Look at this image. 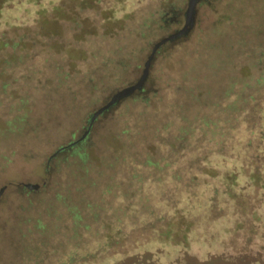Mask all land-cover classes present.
<instances>
[{
	"label": "rangeland",
	"instance_id": "obj_1",
	"mask_svg": "<svg viewBox=\"0 0 264 264\" xmlns=\"http://www.w3.org/2000/svg\"><path fill=\"white\" fill-rule=\"evenodd\" d=\"M60 2L13 0L0 12V39L26 35L12 49L14 59L5 57L10 44L0 47V223L40 220L48 229L24 240L39 253L32 260L18 246V256L6 254L0 241V264H49L75 245L93 250L109 217L118 218L128 236L117 251H157L159 263H173L183 250L152 243L141 233L145 214L125 208L123 191L133 203L146 195L155 214L164 209L160 193L186 207L192 223L187 254L199 262L247 249L245 237L253 250L264 246L256 231L264 224V123L258 121L264 111L247 124L249 137L237 124L240 111L251 106L249 97L264 98V0H199L187 28V0H66L62 14L53 15ZM38 10L45 11L38 19L42 30L35 23ZM72 11L80 24L74 31L65 21ZM51 20L61 27L56 35L49 33ZM171 36L155 49L142 91L134 90L89 125L88 117L109 96L133 85L152 48ZM225 131L234 136V148L216 156L213 143L219 137L211 134ZM82 135L84 151L91 152L84 164L72 149L54 155ZM115 136L123 148L109 144ZM177 136H183L177 142L181 148L160 143ZM206 152L209 167L199 161ZM146 157L157 166L145 167ZM46 160L50 167L42 181ZM133 173L141 181L128 180ZM232 175L230 185L224 178ZM23 188L33 191L28 199L18 198ZM215 188L218 204L210 210L207 200ZM228 189L233 197L221 195ZM19 204L25 209L15 215ZM87 204L101 209L96 219ZM75 212L87 230L74 225ZM20 227L25 231L29 223ZM112 252L102 254L104 263Z\"/></svg>",
	"mask_w": 264,
	"mask_h": 264
},
{
	"label": "trees",
	"instance_id": "obj_2",
	"mask_svg": "<svg viewBox=\"0 0 264 264\" xmlns=\"http://www.w3.org/2000/svg\"><path fill=\"white\" fill-rule=\"evenodd\" d=\"M11 1L13 0H0V12L3 6L7 3H10ZM65 5H66V0H61V2L58 5H55L54 7H52V12L54 13L53 15L58 14L60 16L62 14L60 10H62ZM72 13H73V16L70 17L69 19H66L65 21H69V24L71 25L70 26L71 31H74V29H78L80 24L78 22L79 21L78 17L75 15V11H72ZM36 14H37V20L39 18H45L44 10H38ZM37 20L35 21V23H37L39 26L38 30H42L44 28L43 24L41 23L42 19L38 21ZM51 24L52 26L50 28L46 26L45 28L52 30L53 32H49V33H53L54 35H56L58 29L61 30V27L59 26L57 20H51ZM178 24H179V21L173 22L174 26H177ZM49 33H45V34L47 35ZM25 36L26 35L24 33L17 35L16 41L13 38L0 39V47L5 48L8 44L11 45L10 54L8 51H5L6 58L9 57V55L11 56L14 55L13 53L14 50L12 49L18 46L21 43V41L26 38ZM12 58L14 59L13 56ZM3 63H5V65H8L5 59L3 60ZM0 64H1V61H0ZM102 65L103 63H100L99 66H102ZM73 67L74 65L72 64L69 65L70 70L73 69ZM64 76L67 77V74L65 73ZM260 81L264 85V74L260 78ZM140 91H142V89H140ZM113 92L114 90L109 91L108 95L109 94L112 95ZM107 96L105 98H107ZM256 96L249 97L251 106L248 109V111H245V110L240 111L239 122L237 123L238 127L240 125L245 126L244 131L249 132L247 133V137H249L252 134L251 129L247 127V124L253 119L255 114L257 116V113H261L262 111H264V98L261 100V98L259 97L257 98ZM109 97L107 98V100H109ZM148 98L149 97H147L145 100L146 104H148V106L154 107L156 105L155 101H153L152 98L151 99H148ZM107 100L104 101L105 102L104 104L107 103L106 102ZM114 105L115 103L111 105L109 109H107L105 112L109 111ZM89 118L90 116L88 117V120ZM258 118H259L258 121L260 123H264V114L259 115ZM16 121L18 123H21L22 119L18 118L16 119ZM8 125H11L10 122L8 123ZM166 127H168V125ZM238 127L236 128V130H238ZM236 130H234L231 134H234ZM177 134L180 135L181 132L178 130ZM231 134L229 135V131L220 132L218 134H211V137H219V140L213 143L214 145L213 153L216 156L223 157L225 152L228 153L232 151V149L234 148V143H233L234 136ZM256 135L258 137H261L263 134L260 131V132H257ZM181 137L183 136H177L176 138H173L172 141H170L169 139L163 138V139H160V143L165 144L166 146H170L172 148H181L183 146L177 143L179 141H182ZM109 144L116 149L123 148V144L121 143L120 138L116 136L109 138ZM248 144L249 142H247L246 145L248 146ZM83 145H84V140L78 141L75 144V148H73L74 146H72L69 149L65 150L67 152L68 150L72 149L73 152H75V155L77 159L81 162V164H84L86 161H88V156L91 155L90 154L91 152L89 151V149H87L86 152L84 151L86 150L85 149L86 146H83ZM149 149L151 150V152L154 151L153 146L149 147ZM207 152L203 154L202 156H200V159H199V161H203L202 164L204 167H205L204 164L208 165L209 167V162L207 161L206 163V160L208 159ZM143 165L145 167H156L157 163H153V161H151L149 157H146ZM43 166L45 168H43L44 174L42 176L43 177L42 181H45V178L48 175L50 161L46 160V162L43 163ZM127 177H128V180H130L131 178L132 179L136 178L138 181H141V177L135 173ZM232 178H233V175L232 177H225L224 180L228 181L230 185H233ZM32 193L33 191L30 192V191L25 190L24 188L17 191V195L19 199H22V198L28 199L29 198L28 196H30ZM185 193H186V190H185ZM217 193H218L217 189L216 188L213 189L212 195L207 200L208 201L207 207L210 210H212V208L218 204V201L216 200ZM191 195L194 196L193 193H191ZM221 195L233 197L231 189H228L226 191L224 190L223 192H221ZM119 197L120 199H122V201H124V204H126L125 208H128L130 212L134 214L136 213L145 214V216L143 217L145 218L143 220L144 226L142 227L141 233L146 232L149 236V239L153 241L152 243H158V245L160 246L169 245V246L179 247L180 249L183 250V253L181 254V256L171 264H264V246L257 245L255 249L253 250L252 249L253 247H249L250 241L248 242L247 237L243 238V242L248 244L247 249L241 248L238 251H236V253L234 254H231V255L221 254L218 256H212V257L207 258V260L203 262H199L195 260V258L187 254V247H188V237L187 236L189 233V227L192 223L191 221H189V217L186 214V213H189L186 207L179 206L178 205L179 203L173 201L170 194L166 193V195H164L163 193H160L159 200L162 202L161 206H164V209L160 211L159 213L155 214L154 211H152L150 205H148L149 198H147L146 195L142 199H138L137 203H133L129 201L128 194L126 193V191L121 192L119 194ZM87 205L91 209L92 218L96 219L98 216V211H100L101 209H99L97 205H89V204ZM160 208L161 207H159V209ZM23 209L25 208L23 206L21 207V205L19 204L18 207L14 208L13 214L19 215L23 212ZM115 211L116 210L114 209L113 212ZM73 221H74L75 226H78V224H80L79 226H83L84 230L88 229L87 225L81 224L83 221V217L79 213L75 212ZM256 221H257V218H256ZM9 222L13 223V218H11ZM23 222L29 223V228H26L25 231H23V229L20 227ZM119 222L120 220L118 218L112 219L110 217L107 218L103 222L102 228H104V231H103V234H98L97 238L100 237V240L99 241L96 240L97 245L95 249L93 250L86 249V251H84L80 249L78 245H75V249H73L72 251H68L67 253H64V255L61 258H56L53 262L51 261L49 264H161L155 259V256L158 254L157 251L155 253L149 250L117 251L115 247L119 243L125 244L126 240L128 239V236L126 235L127 233H125L124 231H122V229L119 228L118 226ZM135 228H137V226H131L130 229L134 230ZM250 229H252V227ZM257 229H260L259 238L264 242V224H262L260 228H258L257 226L256 231ZM47 230H48L47 226L44 223H42L40 220L31 222L30 219H27L25 221L23 219V221L21 220L16 221V223L13 225H9V223L6 222L5 226L4 224L0 223V241L5 245L4 251L6 250L5 251L6 254L13 253L15 256H18V252H17L18 250L17 246H18V248H20L23 251V256H26L27 259L32 260V259L37 258L39 253H37V251L35 252V248L33 244L32 246L31 245L26 246L24 243V240L27 239L30 233H33V231L38 232L40 235H42L43 233L47 232ZM3 232H5L8 236L6 237L3 236L4 234ZM80 236L82 237V235ZM3 237H5L6 239L5 240L2 239ZM110 249H112L113 251L110 256V261L108 263H104V261H102L101 256L103 253L105 254V252H107V250H110Z\"/></svg>",
	"mask_w": 264,
	"mask_h": 264
},
{
	"label": "water",
	"instance_id": "obj_3",
	"mask_svg": "<svg viewBox=\"0 0 264 264\" xmlns=\"http://www.w3.org/2000/svg\"><path fill=\"white\" fill-rule=\"evenodd\" d=\"M199 2V0H187V8H186V11H185V22H184V28H187V27H191V24H192V20H193V16H194V7H195V4ZM184 30L178 32L176 35H179L180 33L184 32ZM172 37L174 36H171V37H168L166 39H163L161 40L159 43H157L151 50V53L148 55L144 65H143V69H142V72H141V75L140 77L137 79V81L127 87V88H124V89H121L120 91H117L116 93H114L112 95V97L110 98V100L102 105L101 107H99L98 109L95 110V112L90 116V119L88 121V124L90 125L91 122L93 121V119L101 114L102 112L106 111L111 105H113L114 103H116L117 101L123 99L125 96L131 94L134 90H138L141 88V86L143 85V82L145 81L146 79V76H147V70L149 68V63L151 62L152 60V57H153V53L155 51V49L160 45L162 44L165 40L167 39H171ZM89 128V127H88ZM77 142V141H76ZM75 143H70L68 144V146L66 147H60L55 153L57 154L58 152L64 150V149H67L69 147H71L72 145L76 144ZM27 188H32V189H37L38 187L37 186H30V185H27ZM3 189L0 190V192L2 191Z\"/></svg>",
	"mask_w": 264,
	"mask_h": 264
},
{
	"label": "flooded vegetation",
	"instance_id": "obj_4",
	"mask_svg": "<svg viewBox=\"0 0 264 264\" xmlns=\"http://www.w3.org/2000/svg\"><path fill=\"white\" fill-rule=\"evenodd\" d=\"M89 119H90V118H89ZM88 121H89V120H88ZM92 122H93V121H92ZM83 137H84V136L82 135L80 139L82 140V139H83ZM68 149H69V148H68Z\"/></svg>",
	"mask_w": 264,
	"mask_h": 264
}]
</instances>
